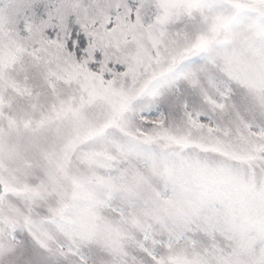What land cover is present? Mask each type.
<instances>
[{"label": "snow or ice", "instance_id": "1", "mask_svg": "<svg viewBox=\"0 0 264 264\" xmlns=\"http://www.w3.org/2000/svg\"><path fill=\"white\" fill-rule=\"evenodd\" d=\"M13 129L0 264H264V0H0Z\"/></svg>", "mask_w": 264, "mask_h": 264}, {"label": "rangeland", "instance_id": "2", "mask_svg": "<svg viewBox=\"0 0 264 264\" xmlns=\"http://www.w3.org/2000/svg\"><path fill=\"white\" fill-rule=\"evenodd\" d=\"M24 111L22 103L17 106L18 114H22ZM3 143L5 147L0 152V166L8 169L26 168L29 164L35 165L42 152L50 147V145L34 147L30 137L23 129L19 132L15 129L6 131Z\"/></svg>", "mask_w": 264, "mask_h": 264}]
</instances>
